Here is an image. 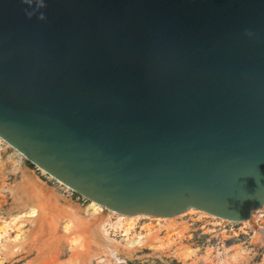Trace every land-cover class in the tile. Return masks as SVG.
Here are the masks:
<instances>
[{
  "label": "water",
  "instance_id": "95a60500",
  "mask_svg": "<svg viewBox=\"0 0 264 264\" xmlns=\"http://www.w3.org/2000/svg\"><path fill=\"white\" fill-rule=\"evenodd\" d=\"M0 138L106 210L247 222L264 0H0Z\"/></svg>",
  "mask_w": 264,
  "mask_h": 264
},
{
  "label": "bare ground",
  "instance_id": "6f19581e",
  "mask_svg": "<svg viewBox=\"0 0 264 264\" xmlns=\"http://www.w3.org/2000/svg\"><path fill=\"white\" fill-rule=\"evenodd\" d=\"M3 143L8 148H13L0 138V148ZM24 159V156L13 148V154L8 158L12 166L11 175L22 174L21 181L16 184H9L6 182L9 178L6 174L4 176L5 182L0 186V198L2 199L0 212L7 206L8 198L13 200V204L18 209L17 213L10 214L8 217L0 214V264H6L20 256H29L35 253L37 257L28 264H42V260L48 253L44 254L43 250L37 245L41 236H44V241H49L51 248H53L50 249V256H48L51 264H64L60 262V251L63 244H67L71 248L74 257L84 253L83 264L86 262L92 263L95 258H99L100 254L105 255V251L109 247H112L113 251H118V247L112 244L111 230L124 232V237H127L126 241L128 242V255L130 256L137 249L145 247L152 250L177 247V256L184 264H241L244 256L248 253L246 249L237 246L226 249L225 252L218 253L216 256H214L213 250L209 249L206 255L199 257V250L185 246L179 247V240L184 238L183 233L188 228L186 225L177 223V221L188 214L173 218H155L145 215L125 216L111 211L112 213L107 215L105 208L91 202L85 210L86 215L83 217L79 207L73 205L63 206L59 196L53 189H49L35 177L27 174L23 170ZM5 164L0 159V172L4 171ZM187 212L201 214L209 219L217 218L195 209H190ZM263 212L264 207L260 211H253L251 220L249 219L250 221L248 220L244 224H252L254 220L261 217L260 214ZM113 216L116 217V222H114ZM218 219L227 224H235ZM142 220L165 222L170 224L169 229L181 228L182 231L178 233L179 237L175 239L174 236H171L167 240L157 237L152 240L151 232L149 234L136 232L137 223ZM255 228L257 229V225ZM92 243L100 244L104 250H96ZM261 264H264V261Z\"/></svg>",
  "mask_w": 264,
  "mask_h": 264
},
{
  "label": "rangeland",
  "instance_id": "374dc122",
  "mask_svg": "<svg viewBox=\"0 0 264 264\" xmlns=\"http://www.w3.org/2000/svg\"><path fill=\"white\" fill-rule=\"evenodd\" d=\"M13 154V148H8L5 143L0 148V159L6 164L3 168L4 171L0 172V186L5 182V175L9 177L6 182L9 184H16L21 181V176L11 175L12 166L8 160L9 156ZM25 158V157H24ZM23 170L35 177L41 183L45 184L49 189H53L59 196L60 202L63 206H77L81 209V215H86L85 210L91 204L90 201L84 199L78 194L74 193L70 188L63 185L61 182L55 180L49 176L45 171L32 165L26 158L23 163ZM9 202L0 214L8 217L10 214L18 212L16 205L13 204V200L8 198ZM2 199L0 198V203ZM260 211V210H259ZM111 211L106 210V214H111ZM184 218L177 221L179 224L187 226V230L184 231V238L179 240V247H189L191 249L199 250V257L206 255L209 249H212L214 256L218 253L225 252L226 249L235 248L240 246L247 250V254L244 256L245 261L242 260L241 264H261L264 261V212L260 214L257 220H254L252 224L245 225L244 223L238 225H231L219 221L218 218H205L201 214H195L186 212L181 214L186 215ZM114 222L116 217L113 216ZM218 219V220H217ZM251 220V219H250ZM249 220V221H250ZM225 221V220H224ZM170 224L165 222H158L156 220H142L137 223L136 232L149 234L152 233L151 238L154 240L156 237L167 240L171 236L178 238V233L182 231L181 228L169 229ZM257 225V229L255 226ZM179 229V230H178ZM44 236L39 238L37 245L43 250L44 254L48 253L42 260V264H51L48 256H50L51 243L47 240L44 241ZM127 237H124V232L111 230L112 244L118 247V251H113L112 247H109L105 252V255L100 254L99 258H95L92 263L87 264H184V262L177 256V247H172L164 250H152L150 248L137 249L132 255H128V242ZM48 244V245H47ZM94 248L98 251H103L104 248L100 244L92 243ZM46 246V247H45ZM48 248V249H47ZM45 249V250H44ZM82 253L79 256H73L74 252L67 244H63L60 251V262L64 264H83L84 256ZM37 254L29 256H20L13 259L6 264H28ZM247 260V261H246ZM249 260V261H248ZM46 262V263H45ZM85 263V264H86Z\"/></svg>",
  "mask_w": 264,
  "mask_h": 264
},
{
  "label": "clouds",
  "instance_id": "9594fccd",
  "mask_svg": "<svg viewBox=\"0 0 264 264\" xmlns=\"http://www.w3.org/2000/svg\"><path fill=\"white\" fill-rule=\"evenodd\" d=\"M25 2L27 3V2H29V0H25ZM42 19L44 18V17H41Z\"/></svg>",
  "mask_w": 264,
  "mask_h": 264
},
{
  "label": "built area",
  "instance_id": "2783aa9c",
  "mask_svg": "<svg viewBox=\"0 0 264 264\" xmlns=\"http://www.w3.org/2000/svg\"><path fill=\"white\" fill-rule=\"evenodd\" d=\"M231 225H238L237 223H235V224H231Z\"/></svg>",
  "mask_w": 264,
  "mask_h": 264
}]
</instances>
